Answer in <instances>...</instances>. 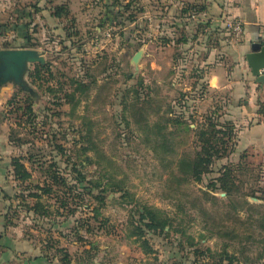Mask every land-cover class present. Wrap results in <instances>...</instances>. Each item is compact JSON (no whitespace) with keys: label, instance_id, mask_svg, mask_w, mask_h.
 Masks as SVG:
<instances>
[{"label":"rangeland","instance_id":"rangeland-1","mask_svg":"<svg viewBox=\"0 0 264 264\" xmlns=\"http://www.w3.org/2000/svg\"><path fill=\"white\" fill-rule=\"evenodd\" d=\"M203 2L0 0V49L22 47L12 28L27 24L26 42L50 68L34 78L39 63L29 65L30 89L0 86V264H264V83L252 90L244 65L241 97L209 85L198 20L220 15L190 9ZM59 6L66 16L54 15ZM207 115L234 124L236 142L201 179L186 180L180 160L200 149L196 126ZM14 158L29 180L15 178ZM50 164L79 195L59 210L56 192L43 196V215L30 193L55 182ZM226 165H240L230 196L219 182ZM108 184L124 191L96 215L89 188ZM144 207L166 226L147 227Z\"/></svg>","mask_w":264,"mask_h":264},{"label":"trees","instance_id":"trees-1","mask_svg":"<svg viewBox=\"0 0 264 264\" xmlns=\"http://www.w3.org/2000/svg\"><path fill=\"white\" fill-rule=\"evenodd\" d=\"M191 10L195 11H204L207 9L206 3L202 4H196L190 7ZM68 14V10H66L65 6H59L56 7V10L54 12V15L58 18L66 16ZM129 20H132V18H129ZM6 29L7 27H1L0 29ZM21 28L22 31H20V35L22 38H25L28 42V36L24 34V30H28L27 24H21L18 26H13L12 29L19 30ZM9 29V27H8ZM23 43V47H31L27 42ZM43 70H50L49 64H43L39 63L36 66V70L34 73L31 74L32 77H40ZM75 94V93H74ZM28 111L32 112L33 107L31 104H28L27 108ZM26 111V112H28ZM179 122H185L183 120L177 119ZM196 135L198 137L200 149L197 150V153L194 158L190 157H184L180 160V171L184 175V179L189 180L191 177H194L196 179H201L202 176L209 172L212 165L216 161V159L223 158L226 156L231 149L233 148L234 143L236 142V135H235V129L234 124L223 123L219 122V120H215L211 115H207L204 122L199 126H196ZM244 158L246 156H243ZM13 166H14V174L16 179H20L23 181L29 180L32 177V173L27 167V165L20 159V158H14L13 159ZM56 164H50L47 168L49 178H51L53 181L56 182H48L45 181L43 185L39 184L37 185L38 191L31 192L30 196L34 197L36 200L32 206H30V209H33L34 212L40 213L43 215H48L50 212L48 210L47 204H44L42 202L43 196L51 197L53 193H57L56 199L58 203V210L61 208L69 209L68 204L69 201L68 196L73 195V198L76 199L79 194H77L78 187L75 184H71L67 182V179H65L63 176H61L58 172V169L55 168ZM240 167V165H237L236 167L226 165L223 170L222 176L219 178V182L221 183V187L227 192L228 196L231 195V193L235 189V179L234 174L235 171ZM76 171H79L78 169ZM84 176L80 178L78 182L82 183L84 181ZM62 185L61 189L56 191L55 185ZM98 187L99 192L98 194H95L94 189ZM91 186L89 188V194L94 195L96 199L99 200L100 205L96 206L94 208V211L96 215H99L101 213L102 207H105L106 203L104 201L105 198L109 196V193L116 192V191H124V188H119L117 186H110L104 185L103 186ZM253 196H255L254 193H252ZM67 196V197H65ZM91 207V206H87ZM140 210V209H139ZM69 211H72L75 213V209H70ZM142 214V219H149L145 222L147 227L149 228H158L159 226H166V221L161 220L156 213H152L147 208L144 207V211H139ZM150 221V222H149ZM139 229V228H138ZM143 233H141L142 235ZM67 256V255H66ZM70 258L64 259V264H71Z\"/></svg>","mask_w":264,"mask_h":264},{"label":"crops","instance_id":"crops-1","mask_svg":"<svg viewBox=\"0 0 264 264\" xmlns=\"http://www.w3.org/2000/svg\"><path fill=\"white\" fill-rule=\"evenodd\" d=\"M203 3L207 5V12L212 10L220 15V17H208L207 20H198L200 24H204L203 30L207 29V31L205 30L206 32L202 31L198 33L196 38V41H200L197 45L199 43L208 45V53L201 59L202 66L205 65L207 69V81L213 88L228 90L231 93L232 90H238L236 91V95L241 97L244 95V89L247 88V79H253L256 84L255 76H252L253 78L245 76L244 78L242 73L246 69L244 65L248 66L247 53L252 50L255 44H264V0H206ZM206 11L204 10L203 12ZM229 18L240 19L243 23V33L240 43H227L225 41L226 36L221 37L222 31L225 35H230L225 27V22ZM215 23L220 26L214 28L213 25ZM26 33V30H24V34ZM184 40L188 41L190 39L186 37ZM202 49L203 47L201 51ZM197 52L199 51L197 50ZM257 87L258 84L251 86L252 90L257 89ZM36 259L39 258L35 257L33 260Z\"/></svg>","mask_w":264,"mask_h":264},{"label":"water","instance_id":"water-1","mask_svg":"<svg viewBox=\"0 0 264 264\" xmlns=\"http://www.w3.org/2000/svg\"><path fill=\"white\" fill-rule=\"evenodd\" d=\"M144 54L143 49H139L133 56L132 61L138 65ZM249 67L256 77L257 83H264V44H255L246 55ZM45 63V56L32 47L0 49V86L7 82H13L24 89H30L25 79L31 63ZM254 200L258 198L254 197ZM74 264H86L84 262Z\"/></svg>","mask_w":264,"mask_h":264},{"label":"built area","instance_id":"built-area-1","mask_svg":"<svg viewBox=\"0 0 264 264\" xmlns=\"http://www.w3.org/2000/svg\"><path fill=\"white\" fill-rule=\"evenodd\" d=\"M225 27L230 36L235 39H240L243 33V23L240 19H229L225 22ZM109 34V33H108Z\"/></svg>","mask_w":264,"mask_h":264}]
</instances>
